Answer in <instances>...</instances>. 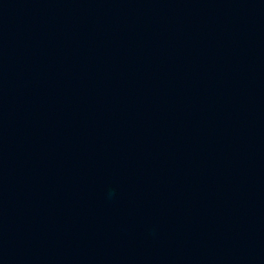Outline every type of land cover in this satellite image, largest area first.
<instances>
[{"label":"water","instance_id":"1","mask_svg":"<svg viewBox=\"0 0 264 264\" xmlns=\"http://www.w3.org/2000/svg\"><path fill=\"white\" fill-rule=\"evenodd\" d=\"M0 264H264V0H0Z\"/></svg>","mask_w":264,"mask_h":264}]
</instances>
